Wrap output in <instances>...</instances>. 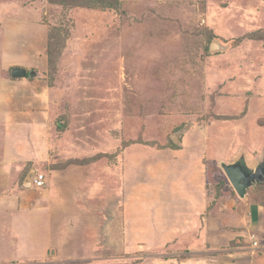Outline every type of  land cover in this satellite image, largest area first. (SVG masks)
Wrapping results in <instances>:
<instances>
[{
    "label": "rangeland",
    "instance_id": "374dc122",
    "mask_svg": "<svg viewBox=\"0 0 264 264\" xmlns=\"http://www.w3.org/2000/svg\"><path fill=\"white\" fill-rule=\"evenodd\" d=\"M16 67L40 73L51 88L48 169L93 162V175L104 167L89 198L91 206L103 201L112 223L122 190L133 196L127 209L145 213L139 198L157 202L154 178L168 168L174 186L181 180L190 191L173 194L167 175L159 186L180 222L200 217L207 194L215 207L220 199L245 203L222 164L264 160V0H0V77ZM196 170L205 180H193ZM58 198L41 216L15 204L1 215L0 264H135L151 255H120L118 235L95 240L97 215L69 225ZM248 198L250 210L264 204V182ZM250 235L244 246L262 247L261 235ZM80 237L90 248L77 249Z\"/></svg>",
    "mask_w": 264,
    "mask_h": 264
},
{
    "label": "crops",
    "instance_id": "0c3cea01",
    "mask_svg": "<svg viewBox=\"0 0 264 264\" xmlns=\"http://www.w3.org/2000/svg\"><path fill=\"white\" fill-rule=\"evenodd\" d=\"M12 70L13 68L10 69ZM27 72L29 73V70ZM40 78V73L35 78L0 77V217L15 206V210L23 211L27 215L38 212L41 216L52 207L54 198L59 197L58 199L62 201L56 206V210H60V205L66 208V215L62 209L61 212L69 225L74 223L73 219L76 216L82 218L94 214L101 219V222L96 225L95 240L101 239L103 242L107 235H118L117 238L121 244L119 254H131L128 258H134L132 253L151 252L149 258H140L134 262L135 264H264V204L259 202L258 209L255 211L249 209L252 201H248V192L257 184L248 190L245 198L239 197L236 193L238 199L245 202L236 203V206L230 201L224 204L222 199L216 207V204L212 206L207 194L205 209L200 217L195 218L194 214L193 220L192 216L184 213L185 218L182 222L179 219L181 216L178 209H174V200L170 198L168 202L166 199L161 201L159 199L160 193H165L159 186L165 185L164 176L166 175L168 179L174 178V180L171 179L173 194L177 192L179 194L177 196H187L190 192L181 186V180L176 187L174 186L173 183L177 177L171 173L170 168L165 173L156 174L154 178L157 181V188H151V193L156 194L157 202L153 204L151 202L150 206L148 201L137 197L141 203H145V213L127 209L129 202L133 201V196L127 197L126 189L122 190L124 196L117 199L119 209L118 220L115 223L110 221L109 213L102 211V207L105 206L103 201L99 200V205H95L93 201L91 206L92 201L89 198L92 196L91 188L99 177H106L105 168L100 166L101 169L98 168L100 173L93 175L89 173L97 166L93 162L85 165L70 164L64 169H48L50 163L54 161L52 155L55 148L52 134V127L54 128L52 93L45 77ZM204 164L203 162L202 165ZM249 165L251 166L250 163ZM126 166L127 164L125 169H127ZM29 167H31L30 171L34 169L35 173L41 172L46 176L45 188L35 189L33 184L32 187H27L29 186L27 183ZM156 167L157 165L154 169ZM251 168L255 167L251 166ZM83 174L86 177H83ZM200 174L205 180V173L199 170L198 173L197 170L195 171L193 180L197 181L198 178L196 179L195 176ZM123 183L128 184L126 179ZM204 186H207V183ZM67 190L69 193L66 192ZM54 194H58V197ZM127 199L128 203H126ZM81 204L84 206L81 207ZM245 207H247V213L243 212ZM78 224L86 223L77 222ZM248 225L249 229H247ZM57 226L59 229V226L63 225L60 222ZM93 229L90 233L84 229L83 233L91 234ZM251 233L257 234L258 237L261 235L262 247L258 242H256L258 244L256 248L244 246L249 242L252 244L254 239H251L252 241L247 239L252 236ZM85 238H79V244L82 246L77 249L90 248L87 244L89 241L84 242ZM197 240L201 242L198 243ZM183 242H187L188 245L184 246ZM128 248L135 252H126L125 249L128 250ZM46 261H49V258L45 256L43 262Z\"/></svg>",
    "mask_w": 264,
    "mask_h": 264
},
{
    "label": "water",
    "instance_id": "95a60500",
    "mask_svg": "<svg viewBox=\"0 0 264 264\" xmlns=\"http://www.w3.org/2000/svg\"><path fill=\"white\" fill-rule=\"evenodd\" d=\"M219 47L221 48V45L218 42L212 45V49H218ZM11 75L14 79H24L27 78V76L30 78L38 77V73L35 71H30L28 73L26 69L19 67L14 68ZM222 168L234 190L241 198L246 197L248 190L252 186L264 182V171L258 167L253 174H250L251 172L246 168L242 160L231 164L223 163ZM35 174V170L32 169L27 177V183L29 185L27 187H32V180Z\"/></svg>",
    "mask_w": 264,
    "mask_h": 264
},
{
    "label": "built area",
    "instance_id": "2783aa9c",
    "mask_svg": "<svg viewBox=\"0 0 264 264\" xmlns=\"http://www.w3.org/2000/svg\"><path fill=\"white\" fill-rule=\"evenodd\" d=\"M35 189H43L46 186V176L43 173H36L32 180ZM256 245V244H255Z\"/></svg>",
    "mask_w": 264,
    "mask_h": 264
},
{
    "label": "flooded vegetation",
    "instance_id": "af4514ba",
    "mask_svg": "<svg viewBox=\"0 0 264 264\" xmlns=\"http://www.w3.org/2000/svg\"><path fill=\"white\" fill-rule=\"evenodd\" d=\"M243 158V159H242ZM244 163V165L246 166V168L251 172L250 174H253V172L259 167L264 171V161H262L260 164H258L257 167L255 168H251V166L249 165V162L247 160V158L245 156H240L239 158H237V160H235L233 163H236L238 161H241Z\"/></svg>",
    "mask_w": 264,
    "mask_h": 264
},
{
    "label": "trees",
    "instance_id": "16d2710c",
    "mask_svg": "<svg viewBox=\"0 0 264 264\" xmlns=\"http://www.w3.org/2000/svg\"><path fill=\"white\" fill-rule=\"evenodd\" d=\"M172 148H178L177 146H175V145H173V146H171Z\"/></svg>",
    "mask_w": 264,
    "mask_h": 264
}]
</instances>
